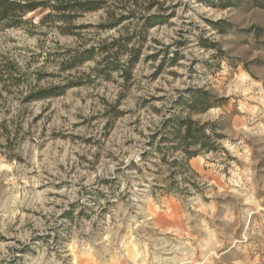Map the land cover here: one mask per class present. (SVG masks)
<instances>
[{
	"label": "clouds",
	"instance_id": "obj_1",
	"mask_svg": "<svg viewBox=\"0 0 264 264\" xmlns=\"http://www.w3.org/2000/svg\"><path fill=\"white\" fill-rule=\"evenodd\" d=\"M8 2L0 264H264V0Z\"/></svg>",
	"mask_w": 264,
	"mask_h": 264
},
{
	"label": "trees",
	"instance_id": "obj_2",
	"mask_svg": "<svg viewBox=\"0 0 264 264\" xmlns=\"http://www.w3.org/2000/svg\"><path fill=\"white\" fill-rule=\"evenodd\" d=\"M19 7V5H16L14 3H9L8 0H2L0 1V18H7L10 14H15L16 9ZM98 4L97 0H74V2H70L66 5L61 6V11L68 17L73 18V16L78 15L80 13L86 12V11H94L97 10ZM45 17L44 19H46ZM155 19L154 17H149V21H152ZM43 22V21H41ZM147 23V22H146ZM86 27H90V25H87ZM86 27H79V26H73L69 25L65 28L63 32H61V35H77L78 33L74 32V29L76 28H86ZM95 49H87L84 50L82 53H78L76 57H72V61L74 62L77 59L83 58L85 56V53L94 52ZM63 66V65H62ZM52 91L51 89H41L40 92L33 93V96H40L44 92Z\"/></svg>",
	"mask_w": 264,
	"mask_h": 264
},
{
	"label": "rangeland",
	"instance_id": "obj_3",
	"mask_svg": "<svg viewBox=\"0 0 264 264\" xmlns=\"http://www.w3.org/2000/svg\"><path fill=\"white\" fill-rule=\"evenodd\" d=\"M0 1H2V0H0ZM173 15H174V13H173ZM79 27H86L87 25H78ZM91 26V25H90ZM83 29V28H82ZM77 35H79V33L77 34ZM63 36V35H62ZM13 40H15L16 38H12ZM25 47V45H23V44H21V43H19V41H17V48H20V49H23ZM85 50H87V49H85ZM28 51H31V49L29 48L28 49ZM68 51L69 52H71V51H74V50H72V49H68ZM35 55H44V53H36ZM53 55H59V54H57V53H51V52H49V53H47V58H51ZM154 56L155 55H157V54H153ZM152 57H148V59H151ZM32 59H34V57L32 58ZM16 63H18V61L16 62ZM29 64L31 63V60L28 62ZM7 67V66H6ZM62 68H63V66H62ZM41 76H50V75H54V73H41L40 74ZM4 77H0V79H3ZM16 79H21V77L20 76H17L16 77ZM236 87L239 89V88H242L243 87V82H240V83H238L237 85H236Z\"/></svg>",
	"mask_w": 264,
	"mask_h": 264
}]
</instances>
